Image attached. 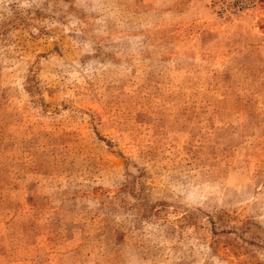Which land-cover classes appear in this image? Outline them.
<instances>
[{
    "label": "rangeland",
    "instance_id": "rangeland-1",
    "mask_svg": "<svg viewBox=\"0 0 264 264\" xmlns=\"http://www.w3.org/2000/svg\"><path fill=\"white\" fill-rule=\"evenodd\" d=\"M0 264H264V0H0Z\"/></svg>",
    "mask_w": 264,
    "mask_h": 264
}]
</instances>
